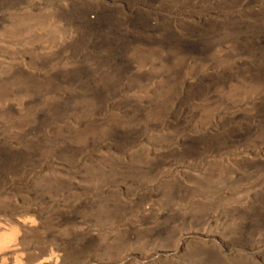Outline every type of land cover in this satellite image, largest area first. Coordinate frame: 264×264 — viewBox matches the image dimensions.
I'll return each instance as SVG.
<instances>
[{
  "label": "rangeland",
  "instance_id": "374dc122",
  "mask_svg": "<svg viewBox=\"0 0 264 264\" xmlns=\"http://www.w3.org/2000/svg\"><path fill=\"white\" fill-rule=\"evenodd\" d=\"M0 264H264V0H0Z\"/></svg>",
  "mask_w": 264,
  "mask_h": 264
},
{
  "label": "bare ground",
  "instance_id": "6f19581e",
  "mask_svg": "<svg viewBox=\"0 0 264 264\" xmlns=\"http://www.w3.org/2000/svg\"><path fill=\"white\" fill-rule=\"evenodd\" d=\"M98 24L100 25V24H102V22H99ZM170 38H169V36H166L162 40H160L159 43L161 45H167L169 47V45L171 44V39ZM179 48L184 52L185 55L187 54L188 56L206 57L208 55V49L205 46V43L203 44L200 41H198V42H187V41L186 42H181L179 44ZM180 193L182 194V192H175L174 191L173 195L177 197L178 194L180 195Z\"/></svg>",
  "mask_w": 264,
  "mask_h": 264
}]
</instances>
